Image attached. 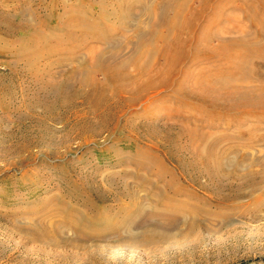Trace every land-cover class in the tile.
Segmentation results:
<instances>
[{"label":"rangeland","instance_id":"obj_1","mask_svg":"<svg viewBox=\"0 0 264 264\" xmlns=\"http://www.w3.org/2000/svg\"><path fill=\"white\" fill-rule=\"evenodd\" d=\"M180 1L0 0V264H264V109L186 94L230 69L201 49L264 43V0H209L177 72L116 121L78 94ZM228 50L264 82V60Z\"/></svg>","mask_w":264,"mask_h":264},{"label":"bare ground","instance_id":"obj_2","mask_svg":"<svg viewBox=\"0 0 264 264\" xmlns=\"http://www.w3.org/2000/svg\"><path fill=\"white\" fill-rule=\"evenodd\" d=\"M208 2L209 0H199L198 7L193 9L191 7L192 0L176 2L171 8L172 12L169 16L165 15L162 10L163 12L159 15L157 22L151 26V38L149 41H142L140 38L141 51L139 50V55L136 53L135 58L133 57L129 62L115 61L109 63L107 62L108 59L96 58L95 62L93 61L88 68H85L86 74L90 75L87 82V86L90 85V88L78 94L84 103L93 107L91 114L98 118L102 127L111 121H116V117L119 115L118 112L125 107L134 105L145 92L152 91L155 87L168 83L172 74L177 72L179 63L188 57V51L190 50L188 44L191 39H200L194 34V26L197 25L195 21L197 20L196 18L201 16L203 9L208 6ZM261 3L264 5V1ZM214 36L218 37L217 34H213L202 38L207 43ZM218 40L216 48H204L201 51L207 54H210V52H214L213 54L215 52L225 54L226 59L231 64L230 69L224 73L221 72L224 77H221L219 73L217 74L218 78L205 75L202 80H198L202 87L201 91L196 93L193 87L192 90L185 89L187 90L186 94L188 96L195 95L201 101L212 105L216 103V97H239V101L243 104L264 109V82L253 83L255 80L251 76L245 77L241 75L240 71L245 64V60L238 59V57L241 59V55L238 56V51L231 54L228 50L231 46L242 47L246 51L244 54L257 56L259 58L257 61L261 62L264 60V50L262 51L264 43L261 44L252 38L236 41L222 37ZM146 55L149 60L141 61ZM158 62L161 63V67L153 68ZM127 63L133 65V73L126 69ZM153 70H156L155 73L161 76L158 83H155L154 79L149 75L150 71ZM97 73L102 76L100 81L96 79L95 74ZM257 74L259 75V72ZM137 76L140 77L138 79V81L140 80L139 82L135 80ZM126 85L133 86L132 92H129L127 96H125ZM197 87L201 88L198 85ZM177 88L180 89L178 84ZM177 90H175L176 94ZM235 110L238 109L235 108Z\"/></svg>","mask_w":264,"mask_h":264}]
</instances>
